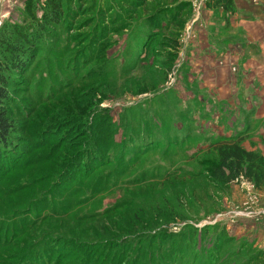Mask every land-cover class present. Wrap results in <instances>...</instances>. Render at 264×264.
<instances>
[{
  "label": "rangeland",
  "instance_id": "rangeland-1",
  "mask_svg": "<svg viewBox=\"0 0 264 264\" xmlns=\"http://www.w3.org/2000/svg\"><path fill=\"white\" fill-rule=\"evenodd\" d=\"M26 1L0 0V27L21 23ZM183 1L182 32L171 0H85L76 26L44 36L9 106L0 264H247L264 252V191L219 184L210 148L241 135L264 156V34ZM243 1L246 16L264 7ZM209 51L228 75L206 74Z\"/></svg>",
  "mask_w": 264,
  "mask_h": 264
},
{
  "label": "trees",
  "instance_id": "trees-1",
  "mask_svg": "<svg viewBox=\"0 0 264 264\" xmlns=\"http://www.w3.org/2000/svg\"><path fill=\"white\" fill-rule=\"evenodd\" d=\"M153 0H129V8L146 7ZM176 7L169 21L171 27L182 32L184 16L191 12L189 2L171 0ZM85 0H27L26 17L21 23H4L0 27V160L5 152L12 150L14 126L10 120L9 106L13 99V87L18 74L34 60L44 36L62 25L76 26L85 11ZM206 7L214 12L228 15L236 12L235 0H208ZM78 28V27H76ZM178 35V34H177ZM179 40H176V43ZM241 135L218 138L210 148L217 154L218 162L212 168L214 179L222 185H229L239 179L252 183L259 191H264V156L249 152L243 147ZM245 248H247L245 246ZM243 252H239V256ZM247 264H264V252H258Z\"/></svg>",
  "mask_w": 264,
  "mask_h": 264
},
{
  "label": "crops",
  "instance_id": "crops-1",
  "mask_svg": "<svg viewBox=\"0 0 264 264\" xmlns=\"http://www.w3.org/2000/svg\"><path fill=\"white\" fill-rule=\"evenodd\" d=\"M235 6H236V10L238 11H243L241 12V15H237L235 17V15H231L227 16V21L230 23L231 21H233L234 23L237 24V26H240L243 30H245L247 32L248 37H250L251 40L254 39H259V35H263L264 34V7H254L253 10V14L252 15H244V13H251L252 12V8L249 5L248 2H244L243 0H235ZM222 13V12H220ZM205 15H207L206 11L204 12ZM238 14V12H237ZM235 17V18H234ZM209 19V18H208ZM212 22H210V25L213 24L214 26H216V24H220L219 26H221L223 23H225L222 19L220 21V19L215 18L216 21L214 22V18H211ZM231 20V21H230ZM207 22V21H206ZM223 22V23H222ZM205 24V23H203ZM217 26V27H219ZM199 31V30H197ZM251 47V46H250ZM203 51H201L200 53H202ZM209 54L207 55L206 53L203 54V58L204 61L201 62V67L206 71V74H213V72H217V75L220 74V76L228 75L229 72V68L227 66V64L225 63V65L223 66V68H221V60H214V55L216 56L215 52H208ZM218 57V55H217ZM198 59L195 60L194 58L190 59V65H192V67H197V65H199ZM231 62H235L234 60H232ZM206 66V67H205ZM260 69L258 70V73L260 72ZM218 78V76H217ZM213 79V78H212ZM208 81V80H207ZM211 85L207 86L208 89H212V87H214L216 84H213V80H211ZM220 85V84H219ZM206 89V86H205ZM225 91L227 92V89H225ZM225 95V94H223ZM262 95V93H261ZM257 97L260 98V92L257 94ZM221 99H224L223 96H221ZM244 147V145H243ZM245 150L249 151V152H253V149H248L245 148ZM264 200V199H262ZM263 209V208H262ZM262 210L259 211L260 214H262ZM261 222L260 223V227L258 228L259 231V237H260V245L262 247H264V217L262 219H260Z\"/></svg>",
  "mask_w": 264,
  "mask_h": 264
},
{
  "label": "built area",
  "instance_id": "built-area-1",
  "mask_svg": "<svg viewBox=\"0 0 264 264\" xmlns=\"http://www.w3.org/2000/svg\"><path fill=\"white\" fill-rule=\"evenodd\" d=\"M199 10H200V9H199ZM242 180H243V179H242ZM248 184H250V183H248ZM250 185H251V184H250ZM251 188H252V189H255L254 185H251Z\"/></svg>",
  "mask_w": 264,
  "mask_h": 264
}]
</instances>
